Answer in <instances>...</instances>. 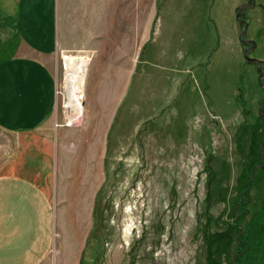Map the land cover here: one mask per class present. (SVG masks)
I'll return each instance as SVG.
<instances>
[{"label": "rangeland", "instance_id": "obj_1", "mask_svg": "<svg viewBox=\"0 0 264 264\" xmlns=\"http://www.w3.org/2000/svg\"><path fill=\"white\" fill-rule=\"evenodd\" d=\"M242 1L133 0L134 29L117 40L123 50L130 33L145 39L137 61L89 60V89L97 66L102 81L125 75L128 84L105 129L86 122V89L79 125H66L63 61L51 60L50 123L0 127V175L34 180L54 206V240L40 264H264L256 192L242 223L246 252L234 230L223 231L254 161L262 94L238 39ZM246 14L251 57L264 58V21L256 9ZM109 91L98 89L102 99Z\"/></svg>", "mask_w": 264, "mask_h": 264}, {"label": "crops", "instance_id": "obj_2", "mask_svg": "<svg viewBox=\"0 0 264 264\" xmlns=\"http://www.w3.org/2000/svg\"><path fill=\"white\" fill-rule=\"evenodd\" d=\"M132 1L0 0V127L31 131L50 123L55 107L50 63L58 56L86 63V122L108 127L123 96L119 89L124 92L128 84L125 75L121 82L102 81L97 66L89 89V60L137 61L145 37L135 41L130 33L123 50L117 40L120 29H134ZM98 89H110L108 96L102 99ZM54 227V206L42 187L27 177L0 175V264H40L52 247Z\"/></svg>", "mask_w": 264, "mask_h": 264}, {"label": "flooded vegetation", "instance_id": "obj_3", "mask_svg": "<svg viewBox=\"0 0 264 264\" xmlns=\"http://www.w3.org/2000/svg\"><path fill=\"white\" fill-rule=\"evenodd\" d=\"M248 0H243L238 6L246 3ZM249 9H256L259 15L260 21H264V0H251L250 4L245 8L244 14L241 16V19H243L247 24L246 34L242 37V39L246 40H252V38L247 37V32L250 26L249 17L247 16L246 12ZM241 27L240 32L245 28L244 24H239ZM239 32V33H240ZM241 43V42H240ZM242 45V53L245 49L252 47V42H249L245 45ZM256 46V44H255ZM254 48H251L249 52V56H251V53ZM260 62L253 63L257 70L258 75V84L260 86V89L262 91L261 98L257 101L256 104V111L254 113L255 115V151L253 155V163L249 167V171L247 172V178L242 183V189L239 199L237 200V203L235 204V207L233 211L229 214V224H227L226 229L223 230L224 232H228L231 230L235 231V239L237 243L242 244L240 248L239 254L244 252L247 249V242L241 238V233L243 232V221L246 220V216L249 215L251 208L249 207L252 199H253V193L256 192L258 196H260L259 200L264 199V58H257ZM245 60V59H244ZM261 74H259V72ZM248 121L247 119H244L245 122ZM254 131V130H253ZM253 191H252V186ZM264 220V216H263ZM231 228V230H228ZM260 230L263 229L262 226L259 228ZM246 252V251H245ZM244 252V253H245ZM240 264V263H238Z\"/></svg>", "mask_w": 264, "mask_h": 264}, {"label": "bare ground", "instance_id": "obj_4", "mask_svg": "<svg viewBox=\"0 0 264 264\" xmlns=\"http://www.w3.org/2000/svg\"><path fill=\"white\" fill-rule=\"evenodd\" d=\"M64 68V98L65 103L64 107L67 113V126H76L79 125L82 119V105L81 100L82 94L81 89L83 85L84 78V66L83 61L77 59H63L62 60ZM73 61L75 64H67L68 62ZM76 61V62H74ZM81 63V64H79ZM82 115V116H81Z\"/></svg>", "mask_w": 264, "mask_h": 264}, {"label": "water", "instance_id": "obj_5", "mask_svg": "<svg viewBox=\"0 0 264 264\" xmlns=\"http://www.w3.org/2000/svg\"><path fill=\"white\" fill-rule=\"evenodd\" d=\"M251 0H248L246 3L240 5L237 7L236 9V13H235V18L238 21L239 24H244L245 28L238 34V39L241 42V44L245 45L249 42H252V47L251 48H255V42L251 41V40H246V39H242V37L246 34V29H247V24L246 22L241 19V16L244 14V10L245 8L250 4ZM251 48H247L243 51V57L245 59V62L247 63H259L260 61L257 58L251 57L249 56V52L251 50ZM259 72V71H258ZM259 74H261L259 72Z\"/></svg>", "mask_w": 264, "mask_h": 264}, {"label": "built area", "instance_id": "obj_6", "mask_svg": "<svg viewBox=\"0 0 264 264\" xmlns=\"http://www.w3.org/2000/svg\"><path fill=\"white\" fill-rule=\"evenodd\" d=\"M62 57V56H61ZM64 69V68H63Z\"/></svg>", "mask_w": 264, "mask_h": 264}]
</instances>
